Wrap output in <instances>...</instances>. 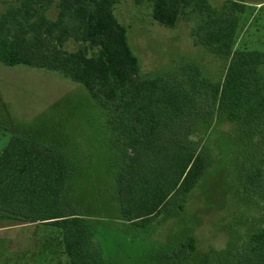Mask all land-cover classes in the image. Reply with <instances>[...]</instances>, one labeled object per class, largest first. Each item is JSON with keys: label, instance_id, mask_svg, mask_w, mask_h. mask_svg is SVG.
Returning <instances> with one entry per match:
<instances>
[{"label": "trees", "instance_id": "16d2710c", "mask_svg": "<svg viewBox=\"0 0 264 264\" xmlns=\"http://www.w3.org/2000/svg\"><path fill=\"white\" fill-rule=\"evenodd\" d=\"M152 5L166 28L196 14L197 45L228 61L213 81L196 64L144 77L117 16L120 0H19L0 12V63L56 73L82 85L103 109L121 161L108 168L119 218L145 231L163 213L185 209L190 194L213 162L208 138L217 121L234 129L249 152L246 195L264 190V51L234 50L242 0L222 7L213 0H135ZM254 150V151H253ZM263 162V164H262ZM74 164L56 146L15 127L0 151V221L44 225L59 231L68 264H108L90 218L72 206ZM250 245L224 264H264V227ZM197 240L186 237L168 254L173 263L194 256Z\"/></svg>", "mask_w": 264, "mask_h": 264}, {"label": "rangeland", "instance_id": "374dc122", "mask_svg": "<svg viewBox=\"0 0 264 264\" xmlns=\"http://www.w3.org/2000/svg\"><path fill=\"white\" fill-rule=\"evenodd\" d=\"M242 1L245 9L234 50L264 51V0ZM18 2L0 0V12ZM227 2L213 0L212 5L220 8ZM115 15L128 30L142 76L173 73L192 63L213 81L224 76L228 61L197 45L192 37L198 15L166 28L153 19L149 2L136 4L135 0H120ZM15 127L58 147L72 161V206L91 219L96 243L108 264H224L248 247L250 235L264 227V190L247 196L244 187L247 154L252 150L243 152L234 129L221 121L211 127L208 138L212 166L185 209L163 213L145 231L119 218L108 168L115 164L117 169L121 161L103 109L82 85L56 73L0 63V151ZM263 160L264 150L256 149L253 162ZM59 235L44 225L9 226L0 221V264H68ZM188 236L197 240L194 256L184 263L171 262L168 254Z\"/></svg>", "mask_w": 264, "mask_h": 264}]
</instances>
